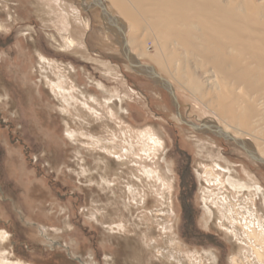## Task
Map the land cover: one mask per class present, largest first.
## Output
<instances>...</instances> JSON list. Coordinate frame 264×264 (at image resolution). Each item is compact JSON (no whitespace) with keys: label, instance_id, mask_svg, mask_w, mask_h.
Returning <instances> with one entry per match:
<instances>
[{"label":"rangeland","instance_id":"1","mask_svg":"<svg viewBox=\"0 0 264 264\" xmlns=\"http://www.w3.org/2000/svg\"><path fill=\"white\" fill-rule=\"evenodd\" d=\"M60 1L81 26L71 19L68 25L59 6L49 0H0L3 264H168L151 257L147 247L151 242L163 246L168 234L160 224L165 215L187 256L196 253L206 264H232L240 247L219 228L215 217L204 213L201 201L204 188L215 192L223 185H207L203 173L215 169V164L229 166L238 180L264 192V166L234 143L182 123L166 91L128 68L116 38L107 33V27H114L101 17L94 0ZM102 3L125 25L127 41L128 22L109 0ZM253 3L264 7V0ZM145 28L143 23L136 33L139 48L133 57L171 83L184 120L199 125L212 119L223 126L212 90L205 84L200 94H194L180 84L178 67L157 64ZM62 32L79 44L66 47ZM40 57L54 66L47 72L49 79H54L53 72L61 74L73 94L74 107L66 113L43 80ZM175 60L185 63L179 56ZM185 64L189 72L193 70L191 61ZM196 73L199 84L207 79L201 70ZM90 96L98 102L91 103ZM235 115L244 116L239 109ZM247 122L237 139L259 154L264 144L255 137L251 120ZM66 129L75 140L66 136ZM148 134L158 137L162 147L137 149ZM230 134L236 136L234 129ZM90 136L116 142L118 151L131 141L135 151L112 158L91 145ZM143 168L151 170L153 179L146 178ZM128 186L135 189L134 198ZM164 192L173 202L171 218L163 211ZM256 205L264 215L261 197Z\"/></svg>","mask_w":264,"mask_h":264},{"label":"bare ground","instance_id":"2","mask_svg":"<svg viewBox=\"0 0 264 264\" xmlns=\"http://www.w3.org/2000/svg\"><path fill=\"white\" fill-rule=\"evenodd\" d=\"M109 1L116 9V12L129 24L125 49L131 56L135 53L134 49L138 47L136 33L142 28L144 23L146 24L144 30L149 33V37L152 40L151 47L155 50L158 57L157 64L165 65L168 68L175 65V70L178 67L181 75L178 79L180 84L190 88L192 93L200 94V88L206 84L207 89L212 90V93L215 94L217 101L215 102L218 103V111L220 112L223 126L219 127L216 122L209 119L201 123L203 128L229 135H231V129H234L236 136H231L238 140V135L242 134L239 132V128L247 129V120L249 119L254 132L257 134L255 137L264 144L263 6L257 8L254 6V0ZM50 2L59 6L64 21H67L68 25L70 24L69 19H71L76 26H81L80 20L76 15H69L68 10L60 6V0H49ZM94 2L96 4L95 0ZM98 2L104 7L103 0H98ZM0 4L3 3L1 2ZM48 4L46 3V7L50 10ZM122 27L123 36L125 37V25L122 24ZM106 30L107 33H111L114 37L116 36L114 28L108 29L107 27ZM64 32H62L61 37L66 47H74L75 44H79ZM141 48L143 49V47ZM138 56L142 55L138 54ZM176 56H179L185 63L191 61L193 70L189 72V66H186L185 63L179 64V60H175ZM165 57L166 60H162ZM39 60V67L43 71V80L50 88L55 100L59 102L61 111L66 113L67 108L74 107L75 99H73V94L64 85L66 83L65 77L53 72L54 79L50 80L47 72L54 70L53 64L47 62L43 57H40ZM198 69L207 75V79L201 84L197 80L196 71ZM168 83L171 85L170 82ZM82 98H85V96H82ZM90 102L96 103L98 101L94 96H90ZM91 103L90 112L93 115L95 113ZM104 104L109 109L110 104L108 102H104ZM258 104L259 107L257 108L256 105ZM82 105L86 106L87 102L84 100ZM97 105L99 104L97 103ZM238 109L243 111L244 116L237 117L235 115V111ZM205 129L203 131L206 132ZM66 136L69 139H74L75 137L68 130ZM90 139L91 145L103 150L106 154L111 155L112 158L120 159L135 151L131 141L130 143H125L126 148L122 146L123 148L118 151L116 142L102 141L92 136H90ZM140 141V144H138L140 148L136 146L139 150H145L149 145L153 147L162 145L161 140L154 134H148L147 141ZM239 142L245 149L253 151L260 159L264 160V151H260L257 154L258 152L256 153L250 147L251 145L244 141ZM214 167L215 169L212 167L204 171L205 182L211 186L220 183L223 187L216 189L215 192L208 188H204L201 191L204 213L210 217H215L219 222V228L226 232L230 239L235 241L237 247H240L238 254L231 259L232 264H264V215L256 205V199L260 197L264 205V192L259 186L246 185L238 180L237 176L235 177L234 173H232L233 168L231 169L229 166L223 167L219 164H215ZM143 174L148 180L153 179L151 170L143 168ZM127 192L134 198L136 191L132 186L127 187ZM246 192L247 194H245ZM162 204L164 213H169L170 218L171 215L175 216L169 192L163 193ZM166 219H168L167 215L164 216L160 224L164 230L163 233L168 234L165 237L163 246L159 247L156 242H151L150 245H147L151 257L156 260L163 258L168 264H206L202 256L196 253L190 255L191 257L185 254L181 243L177 241ZM3 237L1 236L0 238L3 240ZM2 251L0 243V253ZM3 261L4 258L0 255V264H3Z\"/></svg>","mask_w":264,"mask_h":264},{"label":"water","instance_id":"3","mask_svg":"<svg viewBox=\"0 0 264 264\" xmlns=\"http://www.w3.org/2000/svg\"><path fill=\"white\" fill-rule=\"evenodd\" d=\"M95 1H96V4H95L96 7L98 6L97 8L100 10L101 17L103 19H105L107 22H109L115 29V33H116L115 38L119 42L118 45L120 47L121 55L125 59V61L127 62L128 68L133 73H136L138 75H141L143 77L151 79L156 85H158L159 87L163 88L166 91V93L169 96V99L171 100L172 105L175 108L176 117L182 123H184L185 125H187L191 129H193L195 132H198V133L205 132V131H203L205 128H203L201 124L196 125V124L190 123V122L183 119V117L178 112V106L176 104V100H175V97L173 95L172 86L165 79L161 78L156 73L154 68L141 64L133 56L130 55V53L125 49V39L123 36V28H122L120 21L118 20V18L116 16L110 14L106 10V8H104L102 6V4L100 2H98V0H95ZM205 130H206V133L212 134L218 138H222V139H225L226 141L234 143L237 147L242 149L248 155V157L251 160H253L257 163H260L264 166V160L260 159L253 151H249V150L245 149L240 144V142L238 140L234 139L231 135L226 134V133H222L220 131H217V132L212 131L210 129H205Z\"/></svg>","mask_w":264,"mask_h":264}]
</instances>
